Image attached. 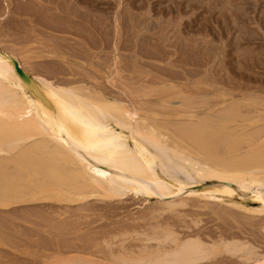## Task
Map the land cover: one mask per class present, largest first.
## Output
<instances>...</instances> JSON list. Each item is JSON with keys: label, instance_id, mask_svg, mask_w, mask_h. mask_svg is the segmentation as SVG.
<instances>
[{"label": "bare ground", "instance_id": "6f19581e", "mask_svg": "<svg viewBox=\"0 0 264 264\" xmlns=\"http://www.w3.org/2000/svg\"><path fill=\"white\" fill-rule=\"evenodd\" d=\"M17 1L19 2V0H17ZM20 1H21L20 3L24 5V2L27 0H20ZM29 1L30 2L32 1V3L35 2L36 7H37V5L38 6L42 5L41 7H43V8L39 7L41 10L38 8H37V10L34 9L35 6H33V5L31 6L30 4H27L28 6L26 5L27 6L26 9L25 8L24 9L25 10H27V9L31 10V8H32L31 11L34 10L33 12H36V13H33L32 16L34 15V17L37 18V20H39L41 18L42 21L41 20L40 21L43 22L47 17H48L47 18L48 20L50 18L52 20V18L55 17L54 15L57 12L54 9V6H56L57 11H59V9H61V10L64 9L63 10V12H64L66 10L65 4H67V6L69 5L71 7L74 0L72 1V4L70 3L71 1L68 2L69 0H28L27 2H29ZM171 1H172V3H176L178 8H180L184 3H187V7H189L190 10L197 7L196 3L194 4V2H195L194 0H171ZM235 1H233V0L220 1L221 3H219V4H221V5L223 4V8L220 7V10L221 9L222 10L219 11V17L217 16L218 19L216 18L217 20H220V19L223 20V18H224V21H223L224 24L223 25L220 24L219 29L215 28L216 30H219V31H217V33H219V35L222 36V38L225 37L226 35H228V38L226 40L228 45L223 44L222 42L220 44L225 45V46L230 47V48L225 47L223 49L224 46L222 47L220 45L222 47V50L221 49L218 50L219 47H217V46L219 44H217V46L215 45V43H217V42H211L212 44H214L213 46H215L217 48L213 49V48H209V46H208V48H204L203 46H206L205 44H207V45H208V43L210 44V42H209L210 39H211V41H212V39L214 41V39H215L214 37L216 35L213 36V38H211L212 37L211 36L210 39L207 37H206L207 39L205 37L204 38L202 37L203 38V40H202V38H201L202 34L201 35L199 34L200 36L198 38H193L192 36H190L188 39H185L186 40V42H185L186 47H189V46L190 47H189V49L188 48L186 49L185 47H183L184 52L186 49V53L189 51V54H192V57L194 55H199V53H200L201 55H207V56L210 55V58H211V56H214V55L216 56L217 54H219V56H222L224 54L225 56L229 55V57H232L233 54L235 53V54L240 56V59H242L241 57H243V58H249V57L251 58L252 57L251 58L252 63H254L253 58H255V59L260 58L261 59L262 57H264V48H260V49L256 50L255 48L257 46H252V47L251 46H246V47L243 46L242 47V45H246V44L249 45L252 43H256L258 45L257 48H259L260 45L264 46L263 45V42H264V14L259 15V13L257 12V14L255 13V16H250L249 15L250 12H248V13L245 12L248 10V9L245 10L247 8V6H245L244 9H243V7L241 8L242 12L240 10V12L236 11L237 13H235V11H233L234 8H231V9L229 8V7H234L235 5L234 6H227V4L229 5V4H231V2L233 3ZM239 1H240V3H239L240 6L235 3L236 4L235 9H237V10L241 7L242 4L243 5L247 4L248 6L251 7L250 10L255 12L256 10L258 11V9H260L259 6L261 7L262 5H264V4L260 5L261 3L258 2L257 0H255V2H258L260 4H258V3L255 4V2L253 1L254 2V5H253V3H251L252 1H249V0H239ZM239 1L237 0L236 2L238 3ZM130 2H131V0H130ZM199 2H200V0L198 1V5H201ZM132 3H130V4L132 5ZM18 4H17V6H18ZM152 4H154V3H152ZM257 4L259 5L258 9L256 8ZM10 5L11 4H10L9 0H0V22H1V20L4 21V22H2L3 24H1V26L4 25L5 28H6V26H8V24H6V26H5V22L8 19L13 21V22L11 21L12 24L14 23V21L19 22V19H17L16 16H15L16 17L15 20H13L12 18H8L9 13H10V17H13V15H11V12H10ZM23 5H19V6H21V8H22ZM206 5L204 4L205 7H206ZM208 5L210 6L208 8V11H209L208 13H210V14L207 15V17L206 16L205 17L207 18V21L209 22V23H207V29L208 28L210 29V28H212V27H210V23L213 20L216 21L214 17H215V14L217 12L215 13V11L219 5L216 6L217 8L212 7L211 3ZM135 6H136V4H135ZM29 7H31V8H29ZM119 7H120V5H119ZM78 8L80 9V7H78ZM82 8H85V7H82ZM130 8L127 7V9L121 10L123 13L117 15L118 18H116V19H120L121 21L120 20L119 21L122 22V20L124 21V20H128L130 18L131 20H130V22H128V24H130L131 21H133V20H136V22H138V19H139V17H141L142 13H140L141 14L140 15L139 13H137L135 11L139 15V17H138V15H135V12L132 11ZM133 8H134V6H133ZM170 8H172V7H170ZM202 8H203V5H202ZM16 9H17V7H16ZM18 9H19V12H17V13H20V11L22 12V10L24 11L23 8L20 9V7H19ZM69 9L70 8H68L67 10H69ZM71 9L74 10V8H71ZM196 9L201 10L200 7H197ZM45 10H49L50 12L48 11L47 14H45L44 13V12H46ZM51 10L53 12H51ZM229 10L231 11V14H229ZM15 11H18V10H15ZM75 11H72V12H74L73 16L74 15L77 16V14H75L76 13ZM77 11H78V9H77ZM118 11L119 10H117V12ZM161 11H163V9ZM24 12H25V14L28 13V11H24ZM41 12L44 15H42V17H40V16L37 17L38 14H40ZM54 12H56V13H54ZM261 12L264 13L263 10ZM51 13H53L54 15H51ZM68 13H70V10ZM97 13H99V12H97ZM97 13H95V14H97ZM115 13H116V10H115ZM144 13H143V15H144ZM147 14H149V13H147ZM106 15L107 16L103 17V15L101 13L100 17H103V20H102L103 22H100V25H101V23H102V25H105L106 23H108V22H106V20L107 21L109 20V19H107V17H109L110 15L109 14H106ZM230 15L231 16L235 15V16H233L235 21H234V19H232V21H234V22H232L229 19V18H231V17H228ZM52 16H54V17H52ZM58 16H59V14H58ZM34 17L31 20H33ZM62 17H63V15H62ZM145 17H147V16H145ZM58 18H60V20L62 19L61 16ZM148 18H146V20ZM196 18H197V16H196ZM208 18H210L211 20ZM212 18H214V19H212ZM116 19L114 18V20H116ZM140 19H142V18H140ZM140 19H139V22L144 20V19H142V20H140ZM23 20L24 19H22V21ZM26 20H29V19L26 18ZM26 20H25V24L28 22ZM31 20H30V22H28V24L30 23V25L32 24ZM154 20H157V19H154ZM158 20H157V22H158L157 24L159 25ZM174 20H176V19H174ZM97 21H99V19L98 20L96 19L95 22L97 23ZM117 21L118 20H116V22ZM192 21H194V20L192 19ZM11 22H9V23H11ZM44 22L45 23H50V22L53 23L50 20L48 22H46V20H45ZM57 22H59V21H57ZM205 22H206V20H205ZM216 22H219V21H216ZM235 22H237L238 25L240 22L244 23L243 27L242 26H241L242 28L240 27V25H242V24H240L238 26L235 24ZM22 23H24V22H22ZM125 23L126 22H124V24ZM147 23H148V21H147ZM160 23H161V21H160ZM251 23H254V25L256 23L258 26L256 25L257 28H255V29L253 28L254 30H251V28H250V30H251L250 31L249 27L251 26L250 25ZM54 24L57 25L56 23H54ZM66 24L68 25V23H66ZM66 24L62 23V27H63V25H66ZM75 24L77 25V23H75ZM112 24H113V22H112ZM116 24H115V26L118 28V26H120V25L117 26ZM157 24H156V26H157ZM212 24H213V22H212ZM34 25H33V27H34ZM45 25L47 26V24H45ZM58 25H61V24H58ZM127 25H125V26H127ZM140 25H142V24L140 23L139 26L136 25L137 28L139 27L138 30H140L142 28V26H140ZM10 26L13 27L14 25L9 24V27ZM54 26H52L50 28H54ZM70 26H67V27H70ZM72 26L70 28L73 29L74 26L73 27ZM110 26L111 25H109V27ZM129 26L130 25H128V27ZM136 26H133V31H134V28ZM148 26L150 28V25H148ZM148 26L147 25L143 26L144 28H142V29H145V27H148ZM151 26H153V24H151ZM167 26L168 25H166V27ZM30 27L32 30V25ZM30 27L28 26V28H30ZM113 27H114V25H113ZM161 27H165V26L163 25ZM161 27H160V29H158L159 34H161L165 30V28L162 29ZM237 27L240 28V29H238V30H240V34L238 31L237 33L239 35H236L235 40H233V38H234L233 34L236 31ZM3 28L1 29V27H0L1 30H3ZM23 28H25V27H23ZM58 28H59V26H58ZM117 28H115V29H117ZM121 28H120V30H121ZM149 28L146 30H149ZM9 29L18 30L21 28H18L16 23H15L14 28L10 27ZM9 29H8V31H9ZM37 29H36V31H37ZM79 29L75 28L74 30L79 31ZM130 29H132V27H130ZM152 29H151V31H153ZM233 29L235 31H233ZM1 30H0V32H1ZM146 30H143V31H146ZM207 31H206V33H207ZM3 32H4L5 36H7L6 38H8L10 36V34L11 35L14 34V33L8 32V33H10L8 36V35H6L7 32L2 31V33ZM12 32H16V31L13 30ZM29 32L27 34H29ZM119 32H121V31H119ZM129 32H131V30ZM138 32L140 33V31H137V32L134 31V33L136 35ZM2 33L0 34V39H1V36H4V34H2ZM16 33H19V31ZM20 33H21V31H20ZM110 33L112 35L114 32L112 33V31H111ZM116 33H118V32H116ZM116 33H114V34H116ZM142 33H144V32H141L140 34H142ZM156 33H157V31L154 34L157 35ZM202 33H204V32H202ZM212 33H209V35L215 34V33H213V34ZM105 34H107V33H105ZM127 34H128V31H127ZM33 35L34 34L32 33V36ZM130 35H129V37H130ZM142 35H140V36H142ZM155 35H153V36H155ZM174 35H176V34H174ZM51 36L52 35H50L49 37H51ZM146 36H147L146 38L148 39V34ZM178 36L179 35H177V37ZM11 37L13 38V36H11ZM39 37H40V35H39ZM88 37H89V35H88ZM136 37H137L138 41L141 39V37H139V36H136ZM173 37L175 38V36H173ZM16 38L17 37L14 38L15 41L20 39V38H18L16 40ZM52 38H50V40H52ZM146 38H144V39H146ZM218 38L220 40L222 39L220 37H218ZM2 39L0 40V43H1V41L5 40V39H3V40ZM26 39H27V37H26ZM65 40L67 41V38ZM65 40H63V41L65 42ZM153 40H151V41H153ZM222 40L225 43V41H224L225 39H222ZM57 41L58 40H56V42ZM106 41H108V40H106ZM142 41L145 42V40H142ZM191 41H192V43H188ZM215 41H217V40L215 39ZM48 42H50V41H48ZM56 42H53V44H55ZM117 42H119V41H117ZM141 42H139V43H141ZM201 42L203 43V46L201 45L202 44ZM204 42H205V44H204ZM66 43H68V42H66ZM1 44H0V172H2V174L1 173L0 174L2 176L3 175L4 176L1 177V175H0V178H3L2 180H4V179L5 180L4 181L0 180V184H1L0 185V207L1 206L2 207L3 206L4 207L9 206L10 207L13 203L14 204L15 203L23 204L25 201H28V202L29 201H35V202L41 201V202L50 203L49 204L50 206H51V204L56 203V204H58L59 208H61V207L63 208V206L68 207V205H78V204L82 203L83 201L86 202V200H88L89 198H92V197L96 198L98 201H101L103 203L104 202L105 203H114V202L123 200L125 197H127L130 194L131 195L132 194H149V195L159 194L165 199H167V198L170 199L171 197L176 196V194H178V192H181L183 190V191L188 192V195H190V197H196L201 202H204V203L208 202L207 204H209L210 202L215 201V202L219 203V205H221V206H220V208H218L219 209L218 212L220 215H223L225 217L228 216L227 214L230 213V210H231V212L233 210V213H236V211H241V212H243V214L246 213V214H250L251 216L252 215L258 216L259 215L260 217H262L264 215V124L263 125L259 124L258 125L259 127L261 125L260 128L256 126V128H258V129H255V130L253 129L254 131H251V129H250L248 132H246L244 129L243 131H245L246 134H245V132H241L240 130H239L240 131L239 133L236 132V130L239 128L240 124L237 126L238 128H236L235 124H233V125H235L234 126L235 128L231 127V123L237 122L236 120H239V122H240V120H241V122L249 121V124L246 125L247 127H249V125L250 126L253 125V124L251 125L250 122L255 124L261 120H264V117H263L264 114L262 116L259 115V114L263 113L260 110L263 109L264 106H263V108H261L262 106L260 107L257 104L255 105V103L253 105V102H251L252 104L251 103L245 104L244 102H237V101L236 102L232 101L233 103H230V104H228L229 103L228 102L226 105H223L224 103L222 101L223 106L221 108L219 107L220 109H217V110L215 109V111H214L213 110L214 108H211L212 105L210 107L209 106L207 107V104L204 103L205 107H207V110H210L211 112L207 111L205 113L202 110L201 112L203 113V115H201V114L199 115L197 113L199 111L198 109H197L198 110L197 112H193V111H195L194 110L195 107L198 108L199 105L198 106H190L193 111L192 110H184V109H186V108H184L183 112H186V114H184L182 112L184 114V116L187 117V118H185L186 121L183 123L184 120H182V118H181L182 121L179 119L183 124L175 123L173 121L174 125L172 126V121L170 120L171 126H169L167 124L168 119L166 120V123H165V120L164 121L161 120L162 118L157 119V116L159 114H161L162 111L161 112L160 111L155 112L156 111L155 109H157V108L156 107L153 108V105L156 103H153L151 100H148V98H146V97H151L154 94V92H156V91H154V89H156V88L151 86L152 84L147 83V82L154 81L152 78L153 76L151 77L149 74L150 72L146 71L147 72V75L145 76L146 79H141L139 77L138 78L132 77L135 73L141 75V74H144L146 72H144V70L143 71L140 70V68L137 66L138 65L137 60L132 59L131 55H129L131 57V58L129 57V60L130 59L131 60L127 61V58H123V55L119 57V55L117 56L116 53L114 54V57H112V59H109L111 57L107 56V53H106L105 57L106 58L109 57V58H107V59L104 57L102 58V55H100L98 58L96 56L97 61L95 62L94 57H93L95 54L94 55L92 54V57H90L89 53H88V55H86L87 53L85 55L83 54V50H85V52H86V49H83V50L81 49L82 54L81 53L79 54V53L66 52V50H64V49H66L65 47H69V44H70L69 43V44H64L65 46H63V45L59 46L58 45L59 49L58 48L57 49H58V52H60V53H57V51H56V54H53V53H55L54 50H57V49L53 48L54 45L53 46L50 45L52 47L47 46V48L51 49V50L50 49L47 50L48 53H49V51L53 52V53H50V55L49 54L47 55L49 58H52V59H49L47 61L48 63L50 61H51V63H53V66L50 67V69L55 67V66L57 67V65H59V64H55L56 62L57 63L58 62L59 63L60 62L61 63H67L66 65L68 66V67L64 68V66H66V65H62L63 67H61V65H60V67L54 68V69H57L56 70L57 75L54 74V72H55V71L53 72L54 69L53 70L51 69L52 73H53L51 75L50 69L48 71L49 72V74H48L46 72L48 69L45 70V73H44V70L43 71L41 70V69H45V66H43V68L41 67V65H40V68L37 66L40 63L36 64V66L33 65V67L30 68V62H31L30 58H32V56L29 57V61H30V62L28 61L29 67H28L27 63L25 62L28 60V58L26 60L24 59L25 61H23V62H24V65L26 64V66H23V64H22L23 62H22L21 58H19L17 56L19 53H16V51H14V49H12L16 53L15 54L12 50H8L7 46H5L3 44L5 46L4 47V46H1ZM108 44H110V43H108ZM142 44L144 45L147 43H142ZM212 44H211V47H213ZM56 45H57V43H56ZM130 46H132V44ZM77 47H79V46H77ZM139 47H142L141 44L139 45ZM144 47H145V45H144ZM247 47H249V48H247ZM253 47H255V48H253ZM74 48H76V47H74ZM82 48H85V47H82ZM69 50L71 51L72 49H69ZM181 52H182V50H181ZM221 53H223V54L220 55ZM41 54L42 55H40V57L43 56L42 58H46V57H44V56H46V55H44L45 53L44 54L41 53ZM230 54H231V56H230ZM235 54H234V56H235ZM237 55L235 57H237ZM185 56H187V55H185ZM239 56H238V59H239ZM196 57L198 58V56H196ZM217 57H218V55L216 56V58ZM54 58H58V59L61 58V61L60 60L58 61ZM227 58H228V56H227ZM250 58H249V63L251 61ZM192 59H195V57ZM263 59H261V60H263ZM85 60L86 61L88 60V62H84ZM261 60H260V62L255 60V61H257L255 66H258L257 63L260 65H261V63L264 64V62H261ZM44 61H45V59H44ZM240 61H242V60H240ZM34 63L32 62V64H34ZM252 63H250V65H254ZM102 64L105 66H108L107 69L115 67V70L119 71V72H117L118 74L117 73L116 74L119 75V73L121 72L119 75L121 77H124L122 74V71L123 72L128 71V72L132 73L131 77L130 76L128 77L129 82L120 84V81H117L118 80L117 77H114L117 80H113V78H112L113 75H112V77L110 75L109 76L107 75L106 79H108V81L113 80L112 84L115 86L117 85L116 90L114 88L112 89L110 86L108 88L107 86H105L107 84H104L103 82L101 83L99 78L96 77L97 74L100 73V69L98 66H100ZM242 64H245V63H242ZM248 64L247 65L245 64L246 67H243L242 65H241V67L247 68V66L249 67ZM47 65L50 66L51 64H47ZM122 65L125 66V68H123ZM49 66H46V68ZM25 67H28V68H25ZM34 68H35V70H34ZM37 68H38V70H36ZM59 68H61V69L58 70ZM104 68H106V67H104ZM259 68H261V67H259ZM39 69L41 70V72H39ZM112 71H113V69H112ZM241 71H242V69H241ZM244 72H245V70H244ZM59 73H60V75H59ZM66 74L67 75L71 74V77H70V75H68L69 77L61 76V75H66ZM114 74H115V72H114ZM125 78L127 79L126 76H125ZM147 78H148V80H147ZM119 80H120V77H119ZM121 80L123 81V79H121ZM108 81H107V83H109ZM114 81H117L116 82L117 84L114 83ZM173 90H174V88H173ZM163 94L164 95L166 94V96H168L167 95L168 92H165ZM184 94H185V92H184ZM176 95H178V94H176ZM191 95H193V94H191ZM198 95H200V94H198ZM203 96H206V95H203ZM145 98L147 100H145ZM247 98H248L247 100H250L249 97H247ZM163 99L167 100L166 98H163ZM243 99H245V98H243ZM252 100H255V102L257 101V99H251V101ZM262 100H260V101H262ZM169 101H171V100H169ZM200 102H202V101H200ZM206 102H208V101H206ZM209 103H210V101H209ZM186 104H187V102H186ZM210 104H214L213 106H215L216 102L215 103L213 102ZM210 104H208V105H210ZM182 105H183V103H182ZM158 106H160V104L157 105V107ZM176 106H178V105H176ZM176 106L174 108H176ZM216 106H218V105H216ZM200 107H202V106H200ZM200 107H199V109H200ZM205 107H204V109H205ZM162 108H164V106H162L161 109ZM167 108L168 107H166V109ZM169 108H171V107H169ZM187 108L190 109L189 107H187ZM157 113H159V114H157ZM174 113H175V110H174ZM179 113H180V111L178 112V114ZM178 114H177V116H179ZM155 115H157V116H155ZM258 115L261 117H259ZM163 119H165V114H164ZM251 120H253V121H251ZM244 125L243 126L241 125L242 127L240 126V128H245ZM171 127L173 128V130ZM228 128H230L231 130L230 129L229 130L232 132H233L232 129L235 130L236 134L234 132L233 133L231 132V133H229V136L230 135L232 136V134H233V137L235 136L236 139L233 137L229 138L227 136L228 134L223 135V133L224 132L227 133V131H223L222 129L228 130ZM218 130H220V131H218ZM221 132L223 135L222 137L219 136V134H221ZM240 133H243V134H240ZM236 135H240L239 139L237 138ZM217 136H219V138ZM222 143L223 144L225 143L223 146H225V145L226 146L223 148V151H219V144H222ZM10 165H12L14 167V168L10 167V168H13V170L6 168L7 166L9 167ZM14 170H16V171H14ZM1 181L4 183H1ZM209 181L212 183L210 185H205ZM194 184H199L200 187L204 189L203 193L195 192V191L188 190L187 188H185L187 185L194 186ZM34 186L35 187L37 186L36 191L35 190L32 191V189L35 188ZM197 187H199V186H197ZM11 188L14 191L9 192L11 190ZM29 189L32 192L28 194ZM6 191H8V192H6ZM229 192H231V194ZM234 193L241 195V197L243 196L242 198H245L246 201L258 203V205H248V204L243 203V202L228 200V198L230 199V197H232ZM97 200H96V202H97ZM181 202H183V201L181 200ZM176 203L174 204V203H172V201L164 202L163 208L161 210H164V211L170 210L173 207H175L176 205H179V203L178 204H176ZM220 203H224V205H222ZM51 207H52V209H55V208H53V206H51ZM81 210H83V208ZM84 210H85V208H84ZM55 211L56 210H53V212H55ZM164 211H162V212H164ZM59 213H57V214H59ZM233 213H232V216H234ZM63 214L65 215L64 212H63ZM243 214H241V215H243ZM154 215H155V212H154ZM61 216H63V215H59L60 219H61ZM243 216H245V215H243ZM56 217H55V219H56ZM59 218H57V219H59ZM234 218H237V217L234 216ZM247 218L248 217H246V219ZM64 219H66V217H64ZM246 219H244V220H246ZM263 219H264V216H263ZM250 223H252V222H250ZM249 226H250V224H249ZM115 227H117V226H115ZM261 229L264 230V226H262ZM176 230L173 227H171V225L165 224V225H155V226L153 225L149 229L146 228V230H143L142 232L139 231L136 234H138V236L142 235L140 237H141V241H143L142 242L143 245H139L138 247L136 246V248H138L136 250L131 249V247L129 249H127V248H125L126 245H121L123 247V251L122 250L119 251V249H118L116 254L118 252L119 253L114 257L116 263L112 260L113 257L111 258V260L114 262V264H207V263H212L214 261V259L220 255L228 254L230 256L237 257L238 261L240 259V261L238 262L239 264H264V254H263L264 252L263 253L258 252L256 250L258 248H256V246L250 244L251 242L250 243L246 242L244 239L242 240L239 237L238 238L237 237L229 238L226 236H224V237L220 236V237H218L219 238L218 240L215 238L216 239V240L214 239L215 241L212 240L214 237L212 239H209V237H207L208 241H206V240H204V238L206 236L204 235L205 237L203 236V238H202L199 235L200 233L197 235L191 234V233L188 235L187 234L182 235L181 232H178ZM252 230H253V227H252ZM122 234H120V235H122ZM209 234H211V233H209ZM228 234H230V233H228ZM232 234L230 236H232ZM120 235H115L114 238H116L117 236H120ZM235 236H236V233H235ZM140 237H138V238H140ZM259 237H261V236H259ZM111 240L113 241L114 239H111ZM112 241H109L107 239L105 240V243H106V245H108L109 248L113 245ZM115 246H116V244H115ZM121 246H120V248H121ZM105 248H106V246H105ZM58 249L59 248H57L55 250H58ZM111 249L114 250L113 247ZM108 250H106V251H108ZM113 250H111L110 253H112ZM61 251H63L62 248H61ZM59 252H60V250H59ZM75 252H78V251L75 250ZM114 252L112 253L113 256L115 255ZM58 254H60V253H58ZM74 254H76V253H74ZM65 255L66 254H64V256ZM101 255H102V252H101ZM1 256H3V255H1ZM64 256H62V261L59 259L60 262H62V263H63ZM66 256H65L64 261L68 260L66 258ZM46 257L49 258V255L47 254ZM56 257L54 256L51 259L49 258V260H50L49 262H47L48 260H46V258H45V261H46L45 264H55V260H57V259H53V258H56ZM77 257H75V258H77ZM81 257L83 258L82 254L80 255V257H78L79 259L77 262L75 260L73 261L71 256H70L68 258H69V260L71 259L72 261L70 262L68 260L69 262L66 261L67 263H65V264H87V263H89V264H103V262H104L103 259H102L103 262H101V261L94 262V260L92 261L93 258L90 259L92 256L89 258L88 254L85 257L86 259L85 258L81 259ZM225 258L227 259V257H225ZM231 258H233V257H231ZM104 259H105V256H104ZM51 260H53V261L51 262ZM79 260H81L82 262L79 263ZM111 260H110V262H111ZM223 260H224V258H223ZM232 260H235V259H232ZM27 261H29V260H27ZM107 261H108V259H107ZM215 261H217V260H215ZM17 262H20V261H17ZM231 262H233V261H231ZM0 263H1V261H0ZM13 263H15V262H13ZM228 263H229V260H228ZM238 263H234V264H238ZM26 264H28V263H26ZM105 264H109V263L105 262ZM214 264H216V262ZM217 264H219V263L217 262Z\"/></svg>", "mask_w": 264, "mask_h": 264}, {"label": "rangeland", "instance_id": "374dc122", "mask_svg": "<svg viewBox=\"0 0 264 264\" xmlns=\"http://www.w3.org/2000/svg\"><path fill=\"white\" fill-rule=\"evenodd\" d=\"M9 1L11 4L10 5V12H11V15H13V17H10V13H9L8 18H12L13 20H15L17 17V19H19V22L14 21V23L12 24L13 21L7 18L8 20L5 22V26H6V24H8V26H6V28H5L4 25L1 26V24H3L2 22H4L3 20H1L0 27H1V29L3 27L5 29L4 28H3V30L0 29L1 30L0 34L2 33V31L7 32L6 35H8V36L10 34L8 32L14 33L13 35L10 34V36L8 37L10 39L9 40L8 38H6L7 36H5V34L3 32L2 34H4V36H1V39L3 38L5 40L2 39L3 41H1V43L2 42L3 43L2 44L0 43L1 46H4V45L7 46L8 48L7 47L6 48L8 50L14 49V51H16V53H19L17 56L19 58H21L22 62L28 58V60L25 61L28 65V67H29V62H30L29 57L32 56V58H30L31 59L30 68L33 67V65L36 66V64L40 63L37 66L39 68H40V65L42 68H43V66H45V69H41V70L42 71L44 70V73H45V70L48 69L46 71L48 74H49L48 71H49L50 67L53 66V63H51V61L49 63L47 62L49 59H52V58H49L47 55L48 54L50 55V53H53V52L49 51V53H48L47 50H49L50 48H47V46L52 47L54 45L53 48L59 49L60 45L65 46L64 44L70 43L69 47H65L66 49H64V50H66V52L79 53V54L81 53L82 54L81 51L83 49H86V52H85V50H83V54L85 55L87 53L86 55H88V53H89L90 57H92V54L93 55L95 54L93 56L95 62L97 61V58L100 55H102V58L103 57L106 58L105 57L106 53H107V56L111 57V58L107 57L109 59H112V57H114V54L116 53V55L117 56L119 55V57L123 55V58H127V61L131 60V59L129 60V57H130L129 55H131L132 59L137 60V64H138L137 66L140 68L141 71H143V70H144V72L148 71V72H150L149 73L150 76L151 77L153 76L152 78L155 82L152 81V82H147V83L152 84L151 86L156 88V89H154V91H156V92H154V94H153L156 98L153 95L151 97H146V98H148V100H151L153 103H156L157 105L160 104L161 107L164 106V108L161 109L160 106L157 107V105L154 104L153 108H155V107L157 108V109H155L156 111L154 110L155 112H159V111L161 112L162 111L161 114L157 113L159 115L158 116L155 115V116H157V119L162 118L161 119L162 121L165 120V123H166V120L168 119L167 124L169 126H171L170 120L172 121V126L174 125V122L183 124L186 121L185 118H187L184 116V114H186V112H183V111L184 110H192L190 106H198L199 105L198 108L195 107V109H194L195 111L192 110L193 112H197L199 110L197 112L199 115L200 114L203 115V113L201 112L202 110L205 113L207 111L209 112L210 110H207V107L208 106L210 107L211 105L213 106L214 104H210L213 102L214 103L216 102L215 106H213V107L211 106V108H214L213 109L214 111H215V109L216 110L220 109L223 105H226L228 102H229L228 104H230V103H233L236 101L237 102H244L245 104L246 103L250 104L251 102H253V105L255 103V105L257 104L260 107L262 106L261 108H263V106H264V101H263L264 100V68H263L264 64L261 63V65L263 67L258 63H257L258 66H255L256 62L257 61L260 62V60L263 59L264 57H262L261 59L260 58L259 59L253 58L254 63H252V59H251L252 57L251 58L249 57L251 59L250 63L254 64V65H250L249 58L241 57L242 59H240V56L235 54V53L234 54H235V56L237 55V57H235L234 54H233L234 57L233 56L229 57V55L225 56L223 53H221L220 55L223 54L224 56L223 55L219 56V54H217L218 55L217 58H216L217 55L211 56V58H210V55H208V56L207 55H201L200 53H199V55H194L192 57V54H189V51L186 53V49L187 48L189 49L190 46L186 47V45H185L186 40L185 39H188L190 36H192L193 38H198L201 34H202L201 38L207 37L209 39L211 36H212L211 38H213V36L216 35L214 38L217 41H215V39H214V41H213V39L211 41V39H210V41H209L210 44L208 43V45L205 44V42H204V44L207 47L203 46V43L201 42L202 43L201 45L204 48H208V46H209V48H213V49L219 47L218 50H220V49L222 50L223 46H224L223 49L225 47H227V46L222 45L220 43L222 42L223 44H227L226 40L228 38V35L225 36L226 38L225 37L222 38V36H220L219 33H217V31H219V30H216V29L220 28V24H222V25L224 24L223 23L224 18H223V20H221V19L217 20L218 19L217 16L219 17V11L222 10V9L220 10V7L223 8V4L221 5L219 3H221L220 1H223V0H200L199 3L201 5H198L199 0H194L195 1L194 4L196 3L197 7H200L201 10L196 9L197 7L190 10V8L187 7V3H184L180 8H178L177 4L172 3L171 0H165V1L161 0L162 2L160 0H143V1L142 0H133V1L131 0V2H130V0H77V1L76 0H74V1L69 0L68 2L71 1L70 2L71 4L73 1L72 5L74 7L72 5L70 7L69 5L67 6V4H65L66 10L64 12H63L64 9H62V10L59 9V11H57L56 6H54V9L56 10L57 13L54 12L56 14L54 15L53 13H51V15H54L55 17L54 16H52V17H54L55 19L54 18H52V20H51V18L49 19L53 23H51V22L45 23L44 22L45 20H46V22L49 21L47 19L48 17L43 22H41L42 21L41 18L40 19L38 18L39 20H37V18H35L34 15L32 16V14L36 13V12H33L34 10L31 11L32 10L31 7H29V8H31V10H28V9L25 10L26 7L28 6L27 4H30L31 6L32 5L35 6L34 9H36V10H37V8L40 9L39 7H41L42 5L41 6L37 5V7H36L35 2H33L35 4L34 5L32 3V1L27 2L28 0L25 2L23 1L24 5L20 3L21 2L20 0H19V2L17 0H9ZM233 1H235V0H233ZM236 1L233 3L231 2L232 5L227 4V6H234V5L236 6V4L240 6V4H239L240 1L238 0L239 1L238 3ZM249 1H252L251 3H253V5H254L255 0H249ZM257 1L260 2L261 4L258 2H255V4L256 3H258L260 5L264 4V0H261V1L257 0ZM129 2L130 3L133 2L132 5ZM134 3L136 4V6ZM152 3H154V4H152ZM203 3L205 5L206 4L208 5L211 3L212 4L211 6L215 7V8H217L216 6L219 5L215 11V13L216 12L217 13L215 14L214 18L216 21H219V22L221 21V22L219 23V22H216L213 20L212 21L213 24H212V22L210 21L211 19L208 18V19H210L209 21L211 22L210 27H212L210 29L209 28L207 29V23H209V22L207 21V18H206L207 15L210 14V13H208L209 12L208 8L210 6L206 5V7H205ZM17 4H18V6L23 5L24 7L22 6V8L23 9L25 8L24 11H28V13L25 14V12L23 10H22L23 13L21 11H20V13H17V12H19V9H18L19 7H20V9H22L21 6L18 7ZM258 4L256 6L257 9L259 6ZM119 5H120V7H119ZM202 5H203V8H202ZM133 6H134V8H133ZM235 6L229 7L230 9L234 8L233 11H235V13H237L236 11L240 12V10L242 12L241 8L243 7V9H244L245 6H247V8L245 10H247V9L248 10L245 12L246 13L250 12V14H249L250 16H255V13L257 14V12L259 13V15L264 14L263 12H261L262 10L264 11V5H262L261 7L259 6L260 9H258V11L256 10L255 12L251 11L250 10L251 7L248 6L247 4H245V5L242 4L238 10L235 9ZM16 7H17V9H16ZM78 7H80V9ZM82 7H85V8H82ZM127 7L128 8L131 7L130 9L132 11H134V12L136 11L139 14L142 13V15L140 14L141 17H139V15L136 12H135V15H138L139 19L142 18L144 20L141 22H139V19H138V22H136V20H133V21H131L130 24H128V22H130V20H131L130 18L128 20H124V21L122 20V22H120L121 21L120 19H116V18H118L117 15L123 13L121 10H125V9H127ZM170 7H172V8H170ZM41 8H43V7H41ZM68 8H70L69 9L70 13H68L69 12V10H67ZM71 8H74V10ZM76 8L78 9V11ZM162 9H163V11H161ZM15 10H18V11H15ZM115 10H116V13H115ZM117 10H119V11L117 12ZM45 11L46 12H44V13L47 14V12L49 10H45ZM72 11H75L76 12L75 14H77V16L76 15L73 16L74 12H72ZM51 12H53V11L51 10ZM97 12H99V13H97ZM95 13H97V14H95ZM101 13H102L103 17L107 16L106 14L110 15L109 17H107V19H109L110 21L106 20V22H108V23H106L105 25H102V23L100 25V22H103L102 21L103 17H100ZM143 13H144V15H143ZM147 13H149V14H147ZM40 14H38L37 17H39V16L42 17V15H44L42 12ZM58 14H59V16H58ZM229 14H231L230 10H229ZM62 15L64 18L62 17ZM60 16L62 18L61 20H60V18H58ZM145 16H147V17H145ZM196 16H197V18H196ZM233 16H235V15L228 16V17H231V18H229L231 21H232V19H234ZM33 17L35 20L34 19L31 20ZM26 18H28L29 20H26ZM95 18L97 20L99 19V21H97V23L95 22L96 21ZM114 18L118 21L116 22V20H114ZM146 18H148V19L146 20ZM214 18H212V19H214ZM22 19H24V20L22 21ZM142 19H140V20H142ZM154 19H157V20L159 19L158 20L159 25L157 24L158 23L157 20H154ZM174 19H176V20H174ZM192 19L194 21H192ZM204 19L206 20V22ZM25 20L28 22H30V20H31L32 30L30 27L31 26L30 23L28 24V22H27L25 24ZM57 21H59L60 23ZM111 21L113 22V24ZM147 21H148V23H147ZM160 21L162 24L160 23ZM234 21H235V19H234ZM234 21H232V22H234ZM9 22H11V23H9ZM22 22H24V23H22ZM124 22H126L130 26L128 27V25L126 23L124 24ZM237 22H235L236 25H238ZM15 23H16L17 27L21 28V29L16 30L17 29L16 28L13 30H15L16 32L19 31V33L12 32L13 30L9 29L10 27L14 28ZM54 23H56L57 25H55ZM62 23L63 24L68 23V25L66 24V25H63V27H62ZM75 23H77V25ZM114 23L115 24L117 23L116 25L117 26L120 25V26H118V28H117ZM140 23L142 24V25H140V26H142V28H144L143 26H146V25L147 26L150 25V28L148 26V27H145V29L141 28L140 30H138L139 27L137 28V26H139ZM9 24L14 25V26L9 27ZM45 24H47V26L49 28ZM58 24H61V25H58ZM69 24L71 26L72 25L74 26V27L72 26L73 29L70 28L71 26ZM151 24H153V26H151ZM156 24H157V26H156ZM240 24H242V25H240ZM243 24L244 23L240 22L239 23L240 27L241 26L243 27ZM33 25L35 28L33 27ZM109 25H111V26L109 27ZM113 25L117 29H115L113 27ZM125 25H127V26H125ZM163 25L165 27H161ZM166 25H168V26L166 27ZM250 25L251 26L249 27V30H250V28H251V30H254L258 26L256 23H255V25H254V23H251ZM28 26L30 28H28ZM52 26H54V28H50ZM58 26H59V28H58ZM67 26H70V27H67ZM133 26H136L135 27L136 29L134 28L135 32H137V31H140V33L144 32V33H142L143 35L140 34L139 32L136 35L133 31ZM23 27H25V28H23ZM130 27H132V29H130ZM160 27L162 29L165 28V30L161 34H159V30H158V29H160ZM75 28H78V29L80 28V29L78 31V30H74ZM120 28H121V30H120ZM148 28L150 31L146 30ZM8 29H9V31H8ZM36 29H37V31H36ZM151 29L153 31H151ZM238 29H240V28L237 27L236 31L233 29V31H235L233 34V36H234L233 40H235L236 35L240 34V30H238ZM110 30L112 31V33L113 32L114 33L118 32V33H116V34L113 33L111 35ZM130 30H131V32H129ZM143 30H146L147 32L143 31ZM20 31H21V33H20ZM27 31L28 32L30 31L29 34H27L28 33ZM119 31H121V32H119ZM127 31H128L129 35L131 34L130 37L127 34ZM154 31L155 32L157 31V33H156L157 35L154 34L155 33ZM206 31H207V33L213 32L215 34L209 35V33L207 34ZM238 31H239V34L237 33ZM31 32L34 34L33 36H32ZM202 32H204V33H202ZM105 33H107V34H105ZM147 34H148V39L146 38ZM174 34H176V35H174ZM39 35H40V37L41 36L42 37L40 38ZM50 35H52V36L49 37ZM88 35H89V37H88ZM140 35H142V36H140ZM153 35H155V36H153ZM177 35H179V36L177 37ZM11 36H13V38ZM14 36L17 37L16 40L18 38H20V39L15 41ZM136 36L141 37L140 40L141 41L145 40V42L144 41L141 42L140 40L138 41ZM173 36H175V38ZM26 37H27V39H26ZM218 37L225 39L224 40L225 43L223 42L222 39L220 40ZM50 38H52V40H50ZM66 38H67V41L65 40ZM144 38H146V39H144ZM203 38H202V40H203ZM56 40H58V41L56 42ZM63 40H65V42ZM106 40H108V41H106ZM151 40H153V41H151ZM48 41H50V42H48ZM117 41H119V42H117ZM53 42H56L57 45H56V43L53 44ZM66 42H68V43H66ZM139 42H141V43H139ZM211 42H217V43H215V45L216 46H217V44H219V45L217 47H215V46H213L214 44H212ZM108 43H110V44H108ZM142 43H147V44H144L145 45V47H144V45ZM188 43H192V41L188 42ZM131 44H132V46H130ZM140 44L142 47H139ZM211 44L213 47H211ZM50 45H52V46H50ZM263 45H264V42H263ZM77 46H79V47H77ZM243 46L244 47H246V46H251V47L257 46L258 47V45L256 43H252L249 45H247V44L242 45V47ZM261 46L262 45H260L259 48H257V47L256 48L253 47V48H255L256 50H258L260 48H264V46H262V47ZM74 47H76V48H74ZM82 47H85V48H82ZM183 47L186 48L185 52L183 50L184 49ZM227 48H230V47H227ZM247 48H249V47H247ZM58 49L57 50L53 49L55 51V53H53V54H56V51H57V53H60V52H58ZM69 49H72V50L70 51ZM181 50H182V52H181ZM41 53H43V54L45 53L44 55H46V56H44V57H46V58H42L43 56L40 57V55H42ZM184 54L187 56H185ZM96 56H97V58H96ZM196 56H198V58ZM227 56H228V58H227ZM230 56H231V54H230ZM238 56H239V59H238ZM194 57H195V59H192ZM44 59H45V61H44ZM54 59L61 61V58H59V59L54 58ZM240 60H242V61H240ZM255 60H257V61H255ZM263 60H261V62H264ZM40 61L41 62L43 61L42 62L43 64ZM32 62L33 63L35 62V63L32 64ZM84 62H88V60L87 61L85 60ZM242 63H245L246 65L249 63L248 64L249 67L247 66V68H243V67H246V65L242 64ZM22 64H23V66H26V64L24 65V62ZM47 64H51V65L49 66ZM55 64H59V65H57V67L54 65L55 67L51 68L52 70L54 68L60 67V65H61V67H63L62 65H66L67 63H61V62L57 63L56 62ZM102 65L98 66L100 69V73L97 74L96 77L99 78L101 83L103 82L104 84H107L105 86H107L108 88L110 86L112 89L114 88L116 90L117 85L115 86L112 84L113 80L118 79L117 81H120V84L129 82L128 77L129 76L131 77L132 73H130L128 71H124V72L122 71V74L124 77H121V76H119L121 72L119 73V75H117L118 74L117 72H119V71H116L115 67L107 69L108 66H105V65L102 66ZM241 65L243 67H241ZM46 66H49V67L46 68ZM28 67H25V68H28ZM65 67H68V66L66 65V66H64V68ZM104 67H106V68H104ZM122 67L125 68V66H123V65H122ZM259 67H261V68H259ZM35 68H34V70H35ZM240 68L242 69V71ZM51 69H50V73L52 75L53 73H52ZM60 69L61 68H59L58 70H60ZM112 69H113V71H112ZM36 70H38V68ZM41 70L39 69V72H41ZM56 70L57 69L53 70V72L55 71L54 74L57 73ZM244 70H245V72H244ZM114 72H115V74H114ZM59 75H60V73H59ZM66 75H61V76L69 77L68 75H70V77H71V74H68L67 76ZM107 75L108 76L110 75L111 77L113 75V77H112L113 80L108 81V79H106ZM146 75H147V72L144 74H141V75L135 73L132 77H135V78L139 77L141 79H146L145 78ZM118 76L120 77V80H119ZM125 76L127 77V79L125 78ZM114 77H117V79H115ZM121 79H123L124 82ZM147 80H148V78H147ZM107 81L109 83H107ZM117 81H114V83H116ZM173 88H174V90H173ZM165 92H168V94H167L168 96H166V94L165 95L163 94ZM184 92H185V94H184ZM176 94H178V95H176ZM191 94H193V95H191ZM198 94H200V95H198ZM203 95H206V96H203ZM242 97L245 99H243ZM247 97H249L250 100H247L248 99ZM146 98H145V100H147ZM163 98H166L167 100H164ZM251 99H257V101L256 102H255V100L251 101ZM169 100H171V101H169ZM260 100H262V101H260ZM164 101L165 102L167 101L166 102L167 104ZM200 101H202V102H200ZM206 101H208V102H206ZM209 101H210V103H209ZM222 101L224 103L223 105H222ZM186 102H187V104H186ZM218 102L219 103L221 102L220 103L221 105ZM182 103H183V105L184 104L185 105L183 106ZM204 103L207 104V107H205ZM208 104H210V105H208ZM176 105H178V106H176ZM216 105H218V106H216ZM175 106H176V108L177 107L178 108L177 109L174 108ZM200 106H202V107H200ZM166 107H168V108L171 107V108L166 109ZM179 107L180 108L182 107V108L180 109ZM187 107H189L190 109H188ZM199 107H200V109H199ZM204 107H205V109H204ZM184 108H186V109H184ZM173 109L175 110V113H174ZM179 111H180V113L178 114ZM260 111L263 112V113L259 114L262 116L264 114V108L261 109ZM164 114H165V119H163ZM177 114L179 116H177ZM261 116H259V117H261ZM263 117H264V115H263ZM181 118H182V120H184L183 123L181 122L182 121ZM236 121L237 122H235V123L234 122L231 123L232 128L235 125H236V128H238L237 126L239 124H240V126L241 125L243 126L245 124L244 125L245 128H240V126H239V128L236 130V132H238V133L240 131L241 132H245V131L248 132L250 129H251V131H254L255 129H258V128H256V126L259 127L258 126L259 124H261V125L264 124V120H261L258 123H255L256 125L254 123L250 122V124L251 125L253 124V125L252 126L249 125V127H247L246 125L249 124V121H247V122L246 121L241 122V120H240V122H239V120H236ZM251 121H253V120H251ZM233 124H235V125H233ZM261 125H260V127H261ZM229 129L230 128H228V130L222 129L223 131H227V133L224 132L223 135L228 134L227 136L229 138H232L233 134H232V136L231 135L229 136V133L232 132V131H230L231 129L230 130ZM244 129H245V131H243ZM172 130H173V128H172ZM232 130L235 133V130L234 129H232ZM218 131H220V130H218ZM246 132H245V134H246ZM240 134H243V133H240ZM223 135H222V132H221V134H219V136H221V137ZM219 136H217V137L219 138ZM236 136L239 139L240 135H236ZM233 138H235V136ZM224 144L223 143L219 144V151H223V148L226 146V145L223 146ZM10 167H13V166L10 165L9 167L7 166L6 168L13 170L14 167L13 168H10ZM16 170H14V171H16ZM0 173L2 174V172H0ZM3 176L1 175V177H3ZM2 179L3 178H0V180H2ZM4 180H2V181H4ZM2 181H1V183H4ZM211 183L212 182L209 181L205 185H210ZM188 186L189 185H187L185 187L188 190H192V191L200 192V193H203V191H204V189L201 188L199 184H194V186H189V187ZM197 186H199V187H197ZM36 187L34 189H32V191H34V190L36 191L37 190ZM12 191H14V190L11 188V190L9 192H12ZM32 191L29 189L28 194L31 193ZM6 192H8V191H6ZM229 193L231 194V192H229ZM242 197H241V195L234 193L233 196L230 197V199L228 198V200L243 202V203H246L248 205H258V203L246 201V199L242 198ZM96 200H97L96 198L92 197V198H89L88 200H86V202L83 201L82 203L78 204L79 206L78 205H68L69 208L63 206L64 209L61 206H60L61 208H59L58 204H56V203L51 204V206H53V208H55V209H52V207L49 205L50 203L41 202V201H38V202L37 201L36 202L35 201H29L30 203L28 201H25V202L23 201L25 204L24 203L23 204L15 203L16 205L13 203L10 207L8 206L9 208L7 206H5V207L1 206L2 208L0 207V261H1L0 264H19V263L20 264H22V263L23 264H26V263H28V264H42L43 262H44L43 264H45L46 263L45 258H46V260H48L47 262H49L50 261L49 258L51 259L52 257H54V256L56 257L57 255L58 256L56 258H53V259H57V260H55V264H65V263H67L66 261L69 260L68 257H70V256H71L73 261L75 260L78 262V259H79L78 257H80L81 254L83 255V258H85L87 256V254H88L89 258L92 256L90 259L93 258L92 261L94 260V262H97V261L103 262V260H104L103 264H105V262L109 263V264H111V263L114 264V262L116 263L114 257L119 253L118 252L116 254L118 249H119V251L120 250L123 251V247L121 245H126V247L125 246L124 247L127 249H129L131 247V249H135V250L138 249V248H136V246L138 247L139 245H143L142 244L143 241H141V237H140L142 235L138 236V234H136L137 232H139V231L142 232L143 230H146V228L149 229L153 225L155 226V225H165V224L171 225V227H173L175 230L177 229L176 231L181 232L182 235H186V234L188 235L190 233L197 235L200 233L199 235L202 238L205 235L206 237L204 236L205 237L204 240H206V241H208L207 237H209V239H212L214 237L212 239L213 241H215L216 239L218 240L219 239L218 237H220V236L221 237L226 236L229 238H232V237L238 238L239 237L242 240L244 239L246 242H249V243L251 242L250 244H252V245L256 246V248H258V249H256L258 252H260V253L264 252V230L261 229V227L264 226V219H263L264 215L262 217H260L259 215L258 216H253V215L251 216L250 214H246V213L243 214V212H241V211L235 210L236 213H233V210H232V212L230 210V213L227 214L228 216L225 217L223 215H220L218 212V210H219L218 208H220V206H221V205H219V203H217L215 201H213V202L209 201L210 202L209 204H207L208 202L207 203L201 202L196 197H190V195H188V192L183 191V190L181 192H178V194H176V196L171 197L170 199L169 198L165 199L159 194H157V195H149V194H132L131 195L130 194L127 197H125L123 200L117 201L114 203H105V202L103 203V202L98 201V200L96 202ZM181 200L183 202H181ZM167 201H172V203H174V204L178 201L176 204L179 203V205H176L175 207H173L172 209L167 210V211L161 210L163 208L164 202H167ZM220 204L224 205V203H220ZM82 208H83V210H81ZM84 208H85V210H84ZM53 210H56V211L53 212ZM162 211H164V212H162ZM63 212L65 213V215L63 214ZM154 212H155V215H154ZM57 213H59V214H57ZM232 213L237 218H234V216H232ZM241 214H243L245 216H243ZM59 215H63V216H61V219L59 218ZM55 217H56V219L59 218L60 220L59 219L56 220ZM64 217H66V219H64ZM246 217H248V218L246 219ZM244 219H246V220H244ZM250 222H252V223H250ZM249 224H250V226H249ZM115 226H117V227H115ZM252 227H253V230H252ZM260 231L261 232L263 231V232L261 233ZM209 233H211V234H209ZM228 233H230V234H228ZM235 233H236V236H235ZM120 234H122V235H120ZM231 234H232V236H230ZM115 235H120V236H117L118 238L116 237L118 240L116 238H114ZM259 236H261V237H259ZM138 237H140V238H138ZM110 238L114 239L115 241L114 240L112 241ZM106 239L109 241H112V243H113V245L110 248L105 243ZM114 243L116 244V246ZM105 246H106V248H105ZM120 246H121V248H120ZM60 247L62 248L63 251H61ZM112 247L114 248V250L111 249ZM57 248H59V249L55 250ZM59 250H60V252H59ZM75 250L78 252H75ZM106 250H108V251H106ZM111 250H113L112 253L115 251L114 256L112 253H110ZM101 252H102V255H101ZM34 253L35 254L37 253V254L35 255ZM58 253H60V254H58ZM74 253H76V254H74ZM47 254L49 255V258L46 257ZM64 254H66L68 256L67 257L65 255L66 258L68 259L66 261H64L65 260ZM1 255H3V256H1ZM103 255L105 256V259H104ZM62 256H64L63 263L60 262V260L62 261ZM75 257H77V258H75ZM222 257L224 258V260ZM225 257H227V259L229 258L228 259L229 263ZM231 257H233V258H231ZM83 258L81 257V259H83ZM111 258L114 262L111 260ZM236 258L237 257H235V256H230L228 254H224V255H220V256L216 257L212 263H207V264H214L215 262H216V264H217V262L219 264H234V263H238L240 261V259L238 261V258L237 259ZM107 259H108V261H107ZM232 259H235V260H232ZM27 260H29V261H27ZM72 260L70 259L69 261L71 262ZM110 260H111V262H110ZM215 260H217V261H215ZM17 261H20V262H17ZM52 261L53 260H51V262ZM231 261H233V262H231ZM13 262H15V263H13ZM81 262L82 261L79 260V263H81ZM87 264H89V263H87Z\"/></svg>", "mask_w": 264, "mask_h": 264}]
</instances>
